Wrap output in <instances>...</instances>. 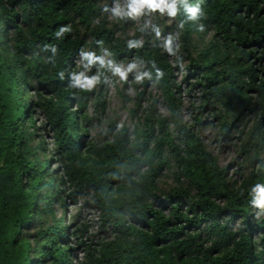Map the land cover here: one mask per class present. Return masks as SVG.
I'll list each match as a JSON object with an SVG mask.
<instances>
[{"label": "trees", "instance_id": "trees-1", "mask_svg": "<svg viewBox=\"0 0 264 264\" xmlns=\"http://www.w3.org/2000/svg\"><path fill=\"white\" fill-rule=\"evenodd\" d=\"M110 1L0 0V264H74L71 236L81 264H264V210L250 195L264 184V0H188L202 15L191 20L179 8L172 52L155 31L130 35L128 18H111ZM88 54L104 60L94 64L101 84L119 61L135 64L168 114L153 98L141 110L139 97L135 131L111 124L105 140L89 141L93 91L73 85ZM179 73L201 89L198 113L211 112L208 121L184 119ZM37 111L52 151L36 140ZM207 122L224 139L239 134V178L209 150L197 128ZM79 198L100 214L98 243L83 240L80 217L67 220L68 200Z\"/></svg>", "mask_w": 264, "mask_h": 264}, {"label": "rangeland", "instance_id": "rangeland-1", "mask_svg": "<svg viewBox=\"0 0 264 264\" xmlns=\"http://www.w3.org/2000/svg\"><path fill=\"white\" fill-rule=\"evenodd\" d=\"M107 1L109 2V0ZM128 2V0H111V18L116 17V15H114V10L118 6L122 10L126 11ZM119 17L129 19L127 25L130 30V35L132 36L135 33H144L147 30L155 31L157 35L158 30L159 35H162V40L166 48L169 47L167 43L169 40H171V48H175L176 43L177 46L179 44L180 32L173 22V17L168 16L166 13L161 14L158 11L150 12L148 10H145V12L139 16L132 17L128 15H122ZM210 39L211 34L208 33L202 39V46L206 45L210 41ZM140 41L143 43L144 40L140 38ZM171 59H173L172 55ZM105 60V68H108V61L110 60V58L106 54ZM76 64L78 67L83 66L81 58H78ZM94 64H87L86 69H82V75H84L87 79H95L97 81L92 88L87 89V91L89 92L93 91V94L88 101V112L90 117L96 118V122L94 123V125L89 128V141L95 142L105 140L107 138L108 131H110L111 124H117L118 129L126 126L130 129L131 132L135 131L136 127L139 125L138 117L134 116V112L137 111L138 108L136 102L139 97L143 96V98L139 101L141 110L145 109V107L148 105V99L153 98L159 99L158 107L160 111L165 115L168 114V110L165 108L163 101L160 98L161 92L159 91L158 87L154 83L144 84L147 79L144 78V76L142 75V71L139 68H136L135 71L128 72L127 78L122 79L115 73V68L120 67L124 71H127L130 65L119 61L112 67L113 80H109L105 84H101L98 81V70L94 72ZM137 77H141V79H137ZM178 80L182 85L181 98L183 103L184 119L188 122V124L194 125V116L200 115L198 113V107H200L202 104L203 93L200 88L193 87L194 83H196L195 80L191 81L190 84L186 83L184 74L179 73ZM122 92L128 97V99H131V101L126 102L124 98L120 96V93ZM33 93L31 94L34 95ZM200 116L203 117V120H206L211 116V112H205ZM35 118L37 123L36 126L40 129L39 131H36L37 142H47L49 145H51L50 151H52L53 139L49 134L50 125L47 124L46 117L43 113L37 111ZM256 121L257 118L254 114L248 115L245 120V122H248L250 125H253ZM242 127L243 123L240 125V128ZM197 128L202 132V136L209 150L218 158L221 166L230 168L231 177H233L234 179L239 178L236 171L240 170L245 160V155L241 154L242 144L239 140V134L235 132L232 140L230 138L224 139L220 136L219 125L211 124L210 122H207L205 127L202 126L200 128ZM49 153L50 152H46L42 156V159H50ZM57 168V166H53L52 169ZM47 175H50L49 170H47ZM46 181L48 184V182L50 181V177H48ZM163 182L168 186L171 185L173 183L171 175L167 173ZM50 188L51 187L49 185L46 190H49ZM48 197L50 199V197H52V194H50V196ZM53 206L54 205H52L51 208H54ZM58 207L59 206L57 204L55 206V216L57 217V220H60L62 218L61 214L63 213V210L59 209ZM65 211L67 212L68 221L71 222L74 221L76 217H80L81 223L87 225L88 234L85 236V238H83V240L87 243H90L91 240L95 243H98L105 237V234L101 232L99 212L91 207H87V200H85L84 198H79L77 202L68 200ZM79 242L80 240H76L72 236L69 239V244L74 249V264H81L84 259V252L77 246ZM67 246L68 242L66 240H63V243L61 245V247H63V250H65Z\"/></svg>", "mask_w": 264, "mask_h": 264}, {"label": "clouds", "instance_id": "clouds-1", "mask_svg": "<svg viewBox=\"0 0 264 264\" xmlns=\"http://www.w3.org/2000/svg\"><path fill=\"white\" fill-rule=\"evenodd\" d=\"M183 7L187 16L191 20L198 19L201 15V9L199 6H192L188 3V0H129L127 4V10H122L119 6L114 10V15L122 16H139L148 10L150 12H160L161 14L166 13L170 17H175L178 14L179 8ZM62 31H69L68 28L62 29ZM157 35L159 36V31L157 30ZM168 51L172 52L170 47L171 40L168 42ZM130 47L134 46L133 44L129 45ZM85 59L89 62V64H94L97 61L103 64L104 60L101 57H97L94 54L85 55ZM136 68L135 64H132L128 67L127 71H124L120 67L115 68V73L119 75L122 79L127 78V73ZM137 79H141V77H137ZM97 81L95 79H87L83 77V75H74L73 76V85L79 86L84 89L92 88ZM250 195L252 196V204L255 207H258L264 210V184L257 183L253 185L250 189Z\"/></svg>", "mask_w": 264, "mask_h": 264}]
</instances>
